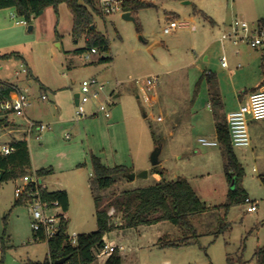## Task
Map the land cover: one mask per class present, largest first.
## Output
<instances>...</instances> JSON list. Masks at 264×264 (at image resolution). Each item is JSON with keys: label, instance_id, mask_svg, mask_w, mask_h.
I'll return each instance as SVG.
<instances>
[{"label": "rangeland", "instance_id": "rangeland-1", "mask_svg": "<svg viewBox=\"0 0 264 264\" xmlns=\"http://www.w3.org/2000/svg\"><path fill=\"white\" fill-rule=\"evenodd\" d=\"M140 1L151 3L136 12L140 31L136 23L122 18L123 11L102 16L94 13L97 30L107 37L110 46L112 60L103 63L98 62V53L87 60L84 57L87 51H74L84 47V41H74L70 36L72 16L65 4L59 5L57 39L52 16L45 14L40 20L33 19L30 24L36 27L30 32L27 26H15L19 18L11 16L14 12L6 16V32L11 36H7L8 44L0 52L19 51L41 83L58 92L57 104L49 99L42 102L38 97L43 91L39 90V83L32 82L28 91L29 110L43 109L48 103L56 117L61 112L69 119L63 124L50 125V132L44 131L40 140L34 134L28 139L31 171L51 167L52 173L42 181L48 188L69 192L65 213L69 235L96 230L95 199L102 208L113 194L121 191L185 178L206 205L203 212L190 216L196 237L185 235L168 220L137 227L115 226L104 237L106 242L122 246L119 251L122 264H227L228 258L232 264H256L254 253L264 245V185L260 180L264 175V119H250L251 144L243 149L233 148L243 167L241 184L247 200L230 206L226 215L221 205L226 202L232 184L225 176L221 148L204 145L199 139L216 140L215 122L219 117L214 115L219 112V104L215 101L213 107L208 104L212 96L221 91L222 107L235 106L244 86L249 89L260 73V50L229 42L222 48L218 39L235 20L251 24L264 17V0ZM193 5L216 23L194 13ZM171 20L188 25L163 33ZM193 24L194 29H190ZM235 49L240 53L236 54ZM223 54L226 68L220 67ZM252 55L258 57L259 63L254 61L244 68L243 56ZM238 62L241 67L237 66ZM0 67L1 81L24 77V73L15 74L21 70L20 62L15 59L0 60ZM204 72L214 73L210 82ZM149 77L157 78L155 87L147 91L156 97L152 105L139 95L137 85L140 81L145 87ZM89 79H96L103 88L98 90L97 102L85 104L87 116L78 119L73 95L80 93L82 81ZM106 99L112 101L108 106L109 117L103 112L90 114L97 103ZM21 118L12 115L11 121L23 125ZM14 128L18 129L0 126V142L21 136L20 131L8 134ZM156 147L160 148L159 163L152 165L150 157ZM92 154L106 166L122 167L123 171L114 175L111 186L98 187ZM144 171L147 174L139 176ZM131 174L135 177L130 178ZM21 185V177L0 182L1 264L43 262L47 256V242L32 239L28 205L24 201L15 205L14 190ZM251 202L257 207L248 212ZM112 210V223H124L122 213L115 212L113 207L108 212ZM183 238L190 242L160 246L165 240L179 242ZM95 254L91 264H104L107 255Z\"/></svg>", "mask_w": 264, "mask_h": 264}, {"label": "trees", "instance_id": "trees-1", "mask_svg": "<svg viewBox=\"0 0 264 264\" xmlns=\"http://www.w3.org/2000/svg\"><path fill=\"white\" fill-rule=\"evenodd\" d=\"M99 0H0V9L12 8L18 18L25 19L28 24L32 22L40 11L51 6L55 12L56 24L59 17V5L65 4L72 16L71 36L74 41L84 37V47L74 51L82 53L95 48L99 54L98 62H109L112 58L109 55L110 46L107 37L98 31L94 25V13H100L97 4ZM151 3L140 0H123L122 11H130L135 17L137 31H140V24L136 17L139 8L149 6ZM202 16L209 18L205 13ZM259 21L264 23V18ZM93 25V27H91ZM57 38L59 34L55 29ZM0 59L23 60L22 56L16 52L0 54ZM261 74L264 76V54H262ZM207 81L212 78V74H206ZM18 88L14 85L0 80V96L11 97L16 94ZM220 104L218 95L214 94L211 102ZM7 124L6 118H0V126ZM216 139L224 157V172L229 184H232L227 192L226 202L221 205L223 214L232 205L243 203L246 192L242 187L243 167L234 153L230 142L228 127L225 119H218L215 122ZM13 150L9 154L0 153V170L3 175L0 180H14L31 173V159L28 142L25 139H12L8 143ZM91 163L97 185L100 189L107 188L115 182L114 175L121 173L122 167L116 165L106 166L101 159L92 154ZM39 177H45L52 173L51 167H43L34 170ZM264 185V175L260 176ZM41 198L45 201H58L59 206L65 213L68 210L69 202L66 190L58 189L49 191L43 186ZM23 200L16 199L15 205L22 203ZM96 205V230L88 233H79L76 236V244H72L67 234L66 218L62 217L58 228V233L49 240H46L48 252L43 262L29 261L25 264H55V261L63 257H68L64 264H91L96 254L100 252L104 245V236L113 227H137L139 225L153 224L159 221L168 220L178 225L189 237H196V232L191 224L190 216L195 213L203 212L206 209L205 203L198 197L191 184L185 178H177L171 181H161L153 185L140 187L132 190H124L119 194L112 195V199L99 208V201L95 199ZM113 207L115 212H121L124 223L114 225L113 216L108 210ZM39 236V239L38 237ZM33 240H44L41 233L32 230ZM190 240L183 238L179 242L165 240L160 246H181L188 244ZM256 264H264V245L258 247L254 253ZM1 264V260H0ZM104 264H122V256L116 249L107 255ZM227 264H232L230 258Z\"/></svg>", "mask_w": 264, "mask_h": 264}, {"label": "built area", "instance_id": "built-area-1", "mask_svg": "<svg viewBox=\"0 0 264 264\" xmlns=\"http://www.w3.org/2000/svg\"><path fill=\"white\" fill-rule=\"evenodd\" d=\"M123 0H99L98 9L101 14L108 15L116 11H120ZM16 15H12L15 17ZM17 23L28 25L25 19L19 18ZM187 22L171 20L169 24L163 28V33L168 34L178 28L187 26ZM220 40L230 41L233 44L245 43L252 48L258 49L264 54V23L257 21L256 23L249 24L245 20H235L228 31L221 34ZM92 54H97L95 48H91L85 54V59L90 60ZM222 66H226L227 62L225 57L221 58ZM21 70L15 71V74H26L27 68L24 63H20ZM146 86H142L140 81H137L139 88V95L145 101L148 100L149 94L147 91L152 90L157 84L156 77L146 78ZM97 86L96 89H92ZM103 88V84L97 83L96 79L83 80L81 83V92L79 93L77 103L75 104V116L81 118L86 115L85 104L98 98V90ZM45 97V96H43ZM97 102V101H96ZM112 104L110 99H106L96 104L93 114L103 112L105 117H109L108 106ZM29 106V98L26 90H18L14 96L5 97L0 96V118H8L12 115L25 117L26 109ZM250 119H264V87L253 90L247 95L246 101L241 104L236 110L229 112L226 116V123L230 142L233 148H246L251 144L249 134V121ZM47 128V125L31 119L26 120L25 137L26 141L34 134L35 139L40 137L42 131ZM68 137V135L66 136ZM199 142L207 146L218 145L216 140H208L200 138ZM13 150L9 144L0 145L1 154H9ZM23 185L16 186L14 194L17 199L23 200L29 208L31 214V228L35 233H41L46 240L54 237L58 233V228L62 217L65 213L62 211L58 201H45L41 198V190L43 188V177L37 176L32 171L21 177ZM245 198L244 201H246ZM256 203L251 202L247 207L248 212L256 210ZM113 210L109 213L112 214ZM66 218V217H65ZM69 235V234H68ZM77 234L69 235L72 244H76ZM39 239V236H37ZM122 250V246H117L112 242H104L100 253L109 255L114 250Z\"/></svg>", "mask_w": 264, "mask_h": 264}, {"label": "crops", "instance_id": "crops-1", "mask_svg": "<svg viewBox=\"0 0 264 264\" xmlns=\"http://www.w3.org/2000/svg\"><path fill=\"white\" fill-rule=\"evenodd\" d=\"M185 3H188V2H185ZM60 8V7H59ZM59 8H58V11H59ZM120 11H122V10H120ZM200 11L201 12H203L202 10H200V9H196V7L193 5V12L194 13H200ZM14 12V9H12V8H6V9H0V50L1 49H3L4 47H5V45H7L8 43H6V38H7V36H11V35H9L8 34V32H6V30L8 29L7 27L8 26H6V16H8L9 15V13L11 14V13H13ZM15 13V12H14ZM204 13V12H203ZM45 14H47L48 15V17H51L52 16V18H53V20H55V23H54V28H53V34H54V38H56L57 39V35H56V33H55V29H56V31H57V25H58V23L56 24V16H55V12H54V10H53V8L51 7V6H49V7H47V8H45L44 10H42V12L39 14V16L37 17V18H35V20H40L41 18H43V16L45 15ZM206 14V13H205ZM13 14H11V16H12ZM175 15H177V14H175ZM207 15V14H206ZM208 16V15H207ZM209 18H208V20L213 24V23H216L215 22V19L213 18V17H210V16H208ZM262 18H264V17H262ZM262 18H259L258 19V21L260 20V19H262ZM58 22H59V17H58ZM23 24H21V23H17V22H15V26H17V27H20V26H22ZM29 25V24H28ZM27 25V26H28ZM94 25H95V27H96V24L94 23ZM24 26H26V25H24ZM35 25L33 26V28H32V30L31 31H33L34 29H35ZM72 27V26H71ZM96 29H97V27H96ZM190 29H194V24L192 25V26H190ZM99 31V30H98ZM58 33V32H57ZM70 36H71V31H70ZM72 37V36H71ZM81 39H83V41H84V37L83 38H81ZM220 42H221V45H222V48H223V45H224V43L225 42H229V44H232V45H234V46H236V45H238V44H233L232 42H230V41H222V40H220V37H219V39H218ZM239 44H245V43H239ZM247 45V44H246ZM11 52V51H10ZM16 52H18L21 56H22V58H23V60H17V61H19L20 63H24L25 64V66H26V68H27V72H26V74H24V77L23 78H19V77H14V79H9L8 81H3V82H5V83H8V84H11V85H14V86H16L17 88H18V90H26L27 91V95H28V98H29V93H28V91H29V85L32 83V82H35V83H39V90H42L43 91V93L40 95V97H38V99L40 100V101H46L47 99H49L51 102H53V103H55V104H57V102H56V97H57V95H58V92L57 91H55V90H52L51 88H48V87H46V86H44L42 83H41V81H40V79H39V77L33 72V69L31 68V66H30V64H29V62H28V60L26 59V57L25 56H23L19 51H16ZM5 53H8V52H5ZM235 53L236 54H238V53H240V51H239V49H235ZM0 54H3V53H1L0 52ZM222 57H225V55L223 54L222 56H221V58ZM221 58H220V67L221 68H226V67H228V64L226 65V66H222V64H221ZM243 58H244V60H243V66H244V68L245 67H250L251 66V64L252 63H254V61L255 62H257V63H259L258 62V57L255 55H252V56H248V57H244L243 56ZM225 59H226V57H225ZM0 60H2V59H0ZM7 60H9V59H7ZM209 60V56H206V58H205V61H208ZM248 60V62H246V61ZM261 63H262V53L260 54V64H259V66H258V70H260V73H258L257 75V78H256V80L254 79V81H252V85H250V88L249 89H247V88H245L246 86H244V88H243V92H241L240 94H238V103L235 105V106H232V107H230V108H228V109H224V107H222V101H221V99H220V96H222L221 94H222V92L220 91L219 93H217V95H218V97H219V101H220V104L218 105V113L217 114H215L214 116H215V118L216 117H219L218 119L220 120V119H225L226 120V116H227V114L229 113V112H231V111H233V110H236L241 104H243L245 101H246V99H247V95L250 93V92H252L253 90H256V89H258V88H260V87H264V76L261 74ZM237 66H242V64L241 63H239L238 62V64H237ZM0 69H2V67H0ZM259 72V71H258ZM211 73V72H210ZM206 74H208V72L207 73H205L204 72V75H206ZM212 74V76L214 75V73H211ZM23 83V85H22V83ZM221 89V88H220ZM48 90H50V91H48ZM64 90H67V89H64ZM51 92V93H50ZM49 94H50V96H51V98H50V96H49ZM43 96H45V97H43ZM117 96V94H115L114 95V97H116ZM143 98V97H142ZM144 99V98H143ZM145 100V99H144ZM156 101V97L155 96H151L150 94H149V98H148V100L147 101H145L146 103H148V104H153L154 102ZM208 104L211 106V107H213V104H212V102H211V100H209L208 101ZM31 105V102L29 101V106ZM28 106V107H29ZM74 106H75V103H74ZM27 107V109H26V115H25V117H22L21 119L23 120V122H25V124H15V122H13V121H11V117L12 116H10V117H8L7 118V124H4L3 126H1L2 128H4V127H6V128H9V127H12V126H17L18 127V129H11V130H9L8 131V134H12V133H14L15 131H20L21 132V136H19L18 138H15V137H12V138H6V140H3V142H0L1 144H8L12 139H26V137H25V126H26V120L27 119H31V120H34V121H38V122H41V123H44V124H46L47 125V128L44 130V131H47V132H50V130H51V127H50V125H56V124H63V123H66V122H68L69 121V119H66L64 116H62V113L60 112L59 113V115L56 117L55 116V112H54V109H52L51 107H50V105H48V103H46V105L44 106V108L43 109H38L37 111H36V109L34 110V111H31V110H29V108ZM56 108H57V106H56ZM74 112H75V109H74ZM75 114V113H74ZM90 114H92V115H95V114H93V112L92 113H90ZM85 116H87V113H86V115ZM79 119V118H78ZM44 131H42L41 132V134L44 132ZM40 134V135H41ZM5 136V135H4ZM48 136V135H47ZM6 137V136H5ZM41 137V136H40ZM40 137L38 138V139H36V140H40ZM215 138H216V130H215ZM28 142V141H27ZM219 145V144H218ZM28 147H29V145H28ZM29 153H30V149H29ZM238 158V157H237ZM30 159H31V153H30ZM239 159V158H238ZM31 162H32V160H31ZM32 164V163H31ZM31 167H32V165H31ZM46 177V176H45ZM43 179H44V177H43ZM43 186L44 187H46L49 191H53V190H58V189H61V188H58V189H54V188H48V186L43 182ZM64 190H66V192H67V195H68V202H70V197H69V192L67 191V189H64ZM66 213V212H65ZM65 217H66V215H65ZM66 222H67V217H66ZM104 239H105V237H104ZM106 241V240H105Z\"/></svg>", "mask_w": 264, "mask_h": 264}, {"label": "water", "instance_id": "water-1", "mask_svg": "<svg viewBox=\"0 0 264 264\" xmlns=\"http://www.w3.org/2000/svg\"><path fill=\"white\" fill-rule=\"evenodd\" d=\"M41 12H42V11H40V13H41ZM121 16H122L123 19H125V20H127V21H131V22L136 23L135 17L131 14L130 11H123V13H122ZM91 27H93V25H91ZM32 28H33V25L29 24V25L27 26V31L30 32V31L32 30ZM78 96H79V93H75V94L73 95V97H74V103H75V104L77 103ZM159 152H160V148H159V147H156V148L152 151V153H151V157H150V160H151L152 165H157V164L159 163V160H158ZM146 174H147V172L144 171L142 174H139V176H141V175H144V176H145ZM2 175H3V170H0V180H1V178H2ZM134 177H135V174H131V175H130V178H134ZM67 259H68V257H63V258H61V259H58V260L55 261V264H64V263L66 262Z\"/></svg>", "mask_w": 264, "mask_h": 264}]
</instances>
